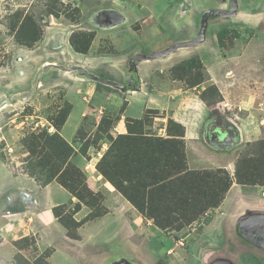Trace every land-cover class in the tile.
Returning a JSON list of instances; mask_svg holds the SVG:
<instances>
[{
  "label": "crops",
  "instance_id": "obj_1",
  "mask_svg": "<svg viewBox=\"0 0 264 264\" xmlns=\"http://www.w3.org/2000/svg\"><path fill=\"white\" fill-rule=\"evenodd\" d=\"M91 5L82 10L79 24H72L64 17L47 16V21L50 27L57 23L94 33L86 54L76 53L71 47L69 36L73 31L68 35L62 34L63 43L54 46L63 51L69 64H76L78 72L82 70L75 78L73 92L66 98L71 110L60 136L73 144L86 116L94 118V129L99 128L103 118L112 120L98 148H88L86 155L78 154L72 159V163L85 174L87 187L94 193H103L105 213L82 224L77 230V240L70 239L55 218L53 209L63 205L73 209L77 200L56 182L40 186L28 175H15L0 163V264H12L17 252L13 242L26 236L34 237L36 244L23 254L33 260L50 250L49 264H176L182 256L187 258L188 264H192L193 259L197 260V253L203 258L212 257L217 253L213 244L222 242L215 237L219 234L221 237L225 233L224 228L233 226L239 217L243 218L244 210L234 212L238 210L237 206L232 210L222 203L216 209L222 215L217 214L204 226L202 236L192 237L189 234L175 238L166 235L152 221L144 219L102 178L96 165L110 145L107 137L126 134V120L139 121L146 115H152V119L143 128L145 133L184 140L189 170H203V167L192 163L193 149L202 153L203 160H206L205 157L225 155L229 150L215 148L206 141V124L212 118V109L199 97L204 84L198 89L186 88L182 81L174 80L170 74L174 66L186 61L192 54L201 57L206 72L210 74V67L216 59L215 52L206 48L195 49L191 53L192 47H188L160 55L178 43L191 40V32H185L181 18L168 11L169 4L162 0H95V4ZM190 11L183 19L189 26ZM109 15L114 16L116 22L104 26L109 21ZM103 40L108 41L111 53H97ZM101 69L107 70V78H101ZM218 88L222 105L232 110L231 122L227 124L238 133L237 150L229 151L232 155L228 164L220 166L233 175L240 147L264 139V108L252 106L244 98L234 100L228 88ZM90 178L92 184L89 183ZM237 187L240 188L234 183L230 189ZM261 191L264 192V187L260 188ZM19 203L22 208L16 207ZM89 212L87 207L82 206L73 218L79 222ZM218 216L227 218L220 220ZM214 228L216 231H212ZM202 240H207L212 246Z\"/></svg>",
  "mask_w": 264,
  "mask_h": 264
},
{
  "label": "rangeland",
  "instance_id": "obj_2",
  "mask_svg": "<svg viewBox=\"0 0 264 264\" xmlns=\"http://www.w3.org/2000/svg\"><path fill=\"white\" fill-rule=\"evenodd\" d=\"M162 1L169 4L168 11L174 12L181 18V23L186 28L185 32H191L190 41L199 34L201 23L206 24L203 39L198 45L190 48V51L193 53L195 49L199 51L198 49L206 48L214 50L216 59L210 67V74L206 72L204 66H200V63L203 65L202 59L197 54H192L185 61L190 59L196 61L186 83L193 86L203 81L201 85L204 84V89L200 94L208 90L211 96V105L206 106L212 109V118L207 122L206 129H212L216 127L215 125L224 126L232 119V110L221 103L222 96L218 87L228 88V93L234 100L244 98L250 101L252 106L264 108V0ZM89 2L91 3L88 4ZM60 3L63 5L60 7L62 10L67 7H70L69 10L78 8L80 23L83 17L82 10L95 4V0H60ZM189 10H191L190 26L183 21L185 13ZM16 13L20 15V19L26 15L30 16L42 31L41 40L31 49L18 45L14 40L10 23H15L13 16ZM51 27L41 1L0 0V163L15 175L23 173L30 177L28 161H33L35 158L30 159L23 144L32 136L56 133V125L70 111L71 105L66 98L73 92L76 76L82 72V70L78 72L76 64H69L63 51L55 48L54 44L63 43L62 34L68 35L70 31H73L72 35H78L88 31L74 30L71 25L57 23ZM189 27L190 30H187ZM71 36H69V42ZM111 52L108 41L103 40L97 53ZM100 75L101 78H107L109 74L107 70L101 69ZM184 85L186 88L190 87ZM201 85L196 88L198 89ZM212 85L217 88L218 94L211 89ZM74 94L76 95L75 91ZM84 119V124L73 141L76 156L86 155L88 148H98L99 141L106 137V131L112 121L103 118L99 128L94 129V118L86 116ZM151 119L152 115H146V123H149ZM211 122L212 124L209 125ZM245 145L240 147L238 154L243 151ZM215 148L234 152L238 147ZM229 151L223 156L218 155V158L204 156L206 160H203L202 153L193 149L192 163L207 170L223 168L220 166L227 165L231 158L232 152ZM23 154H26L25 158L22 157ZM34 181L41 186L40 182L35 179ZM81 182L82 179L77 181V189H81ZM89 183L92 184L91 178ZM260 188L261 186H240L228 191L222 202L223 205H228L232 210L237 206L238 210L235 209L234 212L244 210V216L239 217L233 226L228 225L224 228L225 233L221 237H219L220 234L215 237L222 241L220 244H213V248L217 249L215 255L203 258L202 254L197 253L195 256L197 260L193 259L192 264H264V256L259 254L261 252L254 245L243 241L238 231V225L242 221L264 218V192H260ZM95 194L96 213H100L104 209L103 193ZM16 207L22 208V204L19 203ZM216 209L206 212L198 221L184 230L171 231L170 235L175 238L189 234L192 237L202 236L204 226L209 224L217 214L222 215V212ZM62 212V215H72V209L68 206ZM217 218L224 220L227 217L218 216ZM212 231H216V228ZM202 242L208 245L207 240ZM185 248L188 249L189 246L185 244ZM176 264H188L187 258L182 256Z\"/></svg>",
  "mask_w": 264,
  "mask_h": 264
},
{
  "label": "trees",
  "instance_id": "obj_3",
  "mask_svg": "<svg viewBox=\"0 0 264 264\" xmlns=\"http://www.w3.org/2000/svg\"><path fill=\"white\" fill-rule=\"evenodd\" d=\"M39 1L43 3L47 16L64 17L73 24L79 23L78 8L62 10L60 0ZM13 20L15 23H10V29L14 32L15 42L22 47L33 48L41 40V29L27 15L20 19L16 13ZM93 39V32L79 33L70 37V45L76 53L86 54ZM194 63L196 61L190 59L174 66L170 70L172 78L182 81L189 88L201 85L203 81L193 86L186 83ZM200 66L203 65L200 63ZM211 89L218 94L214 85ZM199 97L206 105H211L208 90ZM69 112L56 125L55 134L32 136L23 145L30 159L35 158L28 161L29 176L41 186L57 182L77 200L71 216L62 215L65 205L53 209L55 218L65 228L68 237L77 240L78 228L86 221L102 216L105 209L96 213V194L87 187L85 174L72 165L75 148L59 135ZM147 124L145 118L139 121L128 119L126 134L115 138L108 136L110 145L98 161L96 170L144 219L152 220L166 235L188 228L206 212L218 208L233 183L243 187H264V139L246 143L235 160L233 175L222 168L189 170L184 140L145 133L143 128ZM220 127L228 129L235 140L238 138L233 126L226 124ZM80 179L81 189H77L76 183ZM82 206L90 212L77 222L72 217ZM35 244L36 239L32 236L14 241L17 252L12 264H49L50 250L33 260L23 254Z\"/></svg>",
  "mask_w": 264,
  "mask_h": 264
},
{
  "label": "water",
  "instance_id": "obj_4",
  "mask_svg": "<svg viewBox=\"0 0 264 264\" xmlns=\"http://www.w3.org/2000/svg\"><path fill=\"white\" fill-rule=\"evenodd\" d=\"M107 18L109 19V21L105 22L103 24L104 26H109L116 22V18L112 15H109ZM205 30H206V24L201 23L200 32L194 40L187 42V43H178L174 45L173 47H171L170 49H168L167 51L160 53V55L169 54L179 48L195 47L203 39ZM206 141L214 147L230 148V147L235 146L238 143L237 142L238 138L235 140L231 132L228 129L218 126V127H213L212 129H209V128L206 129ZM258 219L259 218H251L250 220H258Z\"/></svg>",
  "mask_w": 264,
  "mask_h": 264
},
{
  "label": "flooded vegetation",
  "instance_id": "obj_5",
  "mask_svg": "<svg viewBox=\"0 0 264 264\" xmlns=\"http://www.w3.org/2000/svg\"><path fill=\"white\" fill-rule=\"evenodd\" d=\"M215 126L218 127L217 125ZM238 228L242 240L254 245L261 252L259 254L264 256V219L242 221ZM122 264L130 263L125 262Z\"/></svg>",
  "mask_w": 264,
  "mask_h": 264
}]
</instances>
